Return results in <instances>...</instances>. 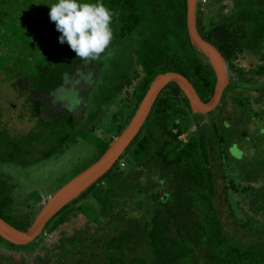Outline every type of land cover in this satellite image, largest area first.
<instances>
[{
	"label": "trees",
	"instance_id": "obj_1",
	"mask_svg": "<svg viewBox=\"0 0 264 264\" xmlns=\"http://www.w3.org/2000/svg\"><path fill=\"white\" fill-rule=\"evenodd\" d=\"M56 2L0 0V70L4 79L16 77L12 85L27 90L29 111L41 126L38 135L30 130L23 140L9 138L0 127V215L21 229L43 203L39 192L20 195L1 162L23 160L24 149L32 150L39 136L55 135L60 147L41 149L37 159L63 148L76 121L75 110L63 105L74 103L68 99L77 94L71 86L75 81L91 78L95 69L85 67L99 70L108 62L117 75L114 90L127 88L108 121L117 132L107 129L101 154L157 73L181 71L204 100L215 88L207 57L190 40L186 0H102L114 13V38L85 69L69 45L59 42L61 33L49 17ZM234 2L198 0L196 6L200 33L227 61L229 83L220 113L192 111L182 87L166 82L119 158L51 215L37 236L17 244L0 235V264H264V132L253 138L254 145L239 121L263 114L254 111L245 89L264 91V0ZM127 59L134 63L131 69L124 67ZM228 96L234 105L225 115ZM236 133L251 140L247 148L254 150L241 149ZM232 147L242 155H234ZM222 205L232 216L231 227L223 220Z\"/></svg>",
	"mask_w": 264,
	"mask_h": 264
},
{
	"label": "rangeland",
	"instance_id": "obj_2",
	"mask_svg": "<svg viewBox=\"0 0 264 264\" xmlns=\"http://www.w3.org/2000/svg\"><path fill=\"white\" fill-rule=\"evenodd\" d=\"M234 1L236 0H226V3L231 2L234 4ZM112 55L113 53L110 56ZM110 58L111 57L107 56L108 61ZM123 60H125V58H123ZM127 60L129 66L124 67L126 69H131L134 63L132 62L131 65V61L129 59ZM107 63L100 66L99 70L98 67H95V71H93L91 78L82 76V79L75 81V84L71 85L77 94L74 93L73 97H69L68 101H74V103L69 106L64 104L63 106L67 107L71 112L75 110L73 114L76 117V121L69 129V136L67 137L66 144L61 145L63 148L60 151H57V153L47 158L37 159L41 149L58 148L59 150L60 147L58 146L59 139L55 135L43 140L39 139L41 137L39 136L38 139L32 142V150H30V147L24 149L27 155L21 156L23 160H18L17 163L12 161L1 162V166L4 169L3 171L8 178L17 184V190L20 191V195L22 194L23 197L29 195L32 191H34V193L36 191L40 193L39 202L44 203L48 196L59 185L69 180L102 155V147L104 146L103 137L108 128L110 133L114 134L117 132L116 129L112 128V124L109 125L108 121L111 117V113L117 111L119 108L118 102L124 97V90L127 88L121 86L116 87L117 89L114 90L115 84L117 83V75L114 76V67L112 68L110 64ZM3 74H5L4 70L1 69L0 127L6 129L9 138L14 140L26 139L30 130H33L35 134L38 135L36 132L40 126L38 123L39 119L33 116L29 111V103L25 97L28 96L27 90L22 89L20 86L17 87L12 85V81L16 79V77L4 79ZM262 79V84H264V78ZM107 92L109 94L106 95L107 98H105L104 96ZM110 94L111 98H109ZM245 94L249 96V102L254 111H262L263 113L261 116L256 114L239 120L241 132H245V135L252 136L251 140L254 145H256L257 141L253 138H257V135H259L261 131L264 132V129H261V127H264L262 123L264 122V91L247 88L245 89ZM104 99L107 100L105 101ZM132 99L133 96L125 100L127 105L131 103ZM64 100H66V98H64ZM218 104L219 107L217 106L211 110V112L216 115L220 113V107L222 108V103L219 102ZM233 105V97H226L223 104L225 115L232 114ZM113 115L114 113L112 116ZM41 116L43 117L44 115L42 114ZM42 133H46V131L44 130ZM234 138L241 144L239 145L241 149L243 148L247 152L248 150H254L252 146L249 149L247 148L251 140L246 141L240 139L237 133L234 134ZM28 142L29 140L26 142L29 145ZM241 149L232 147L231 152L236 156H241ZM219 165L220 162L217 161V168H219ZM218 174L220 175L219 170ZM221 213L224 216L223 220L228 223L230 227L233 226L232 216L230 213H226L225 205L221 206ZM51 235L52 233L49 232L48 236Z\"/></svg>",
	"mask_w": 264,
	"mask_h": 264
},
{
	"label": "water",
	"instance_id": "obj_3",
	"mask_svg": "<svg viewBox=\"0 0 264 264\" xmlns=\"http://www.w3.org/2000/svg\"><path fill=\"white\" fill-rule=\"evenodd\" d=\"M198 0H186V24L191 43L198 47L207 57L215 74V88L210 99L204 100L193 83L181 71L166 69L157 73L140 100L127 124L110 141L102 155L69 180L59 185L42 204L26 229H21L8 222L0 215V235L10 242L24 244L31 241L43 229L49 217L56 213L65 203L76 197L86 187L101 176L124 152L134 135L146 119L154 100L158 97L165 83L175 80L188 97L189 106L194 112H207L219 103L224 89L229 83L227 61L220 50L199 31L196 24V6ZM1 214V213H0Z\"/></svg>",
	"mask_w": 264,
	"mask_h": 264
},
{
	"label": "clouds",
	"instance_id": "obj_4",
	"mask_svg": "<svg viewBox=\"0 0 264 264\" xmlns=\"http://www.w3.org/2000/svg\"><path fill=\"white\" fill-rule=\"evenodd\" d=\"M113 15L102 0H58L50 5L49 12L50 20L61 33L59 42L67 43L76 53L81 69L86 62L100 59L111 45ZM93 68L87 67L89 72Z\"/></svg>",
	"mask_w": 264,
	"mask_h": 264
},
{
	"label": "built area",
	"instance_id": "obj_5",
	"mask_svg": "<svg viewBox=\"0 0 264 264\" xmlns=\"http://www.w3.org/2000/svg\"><path fill=\"white\" fill-rule=\"evenodd\" d=\"M202 1H205V0H202ZM120 162L123 164V161H122V159L120 160Z\"/></svg>",
	"mask_w": 264,
	"mask_h": 264
}]
</instances>
